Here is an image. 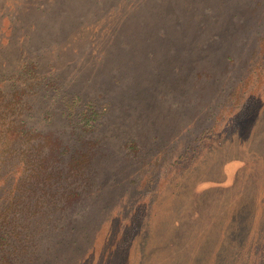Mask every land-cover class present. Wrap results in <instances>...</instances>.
Listing matches in <instances>:
<instances>
[{
	"label": "rangeland",
	"instance_id": "obj_1",
	"mask_svg": "<svg viewBox=\"0 0 264 264\" xmlns=\"http://www.w3.org/2000/svg\"><path fill=\"white\" fill-rule=\"evenodd\" d=\"M0 186V264H264V0H0Z\"/></svg>",
	"mask_w": 264,
	"mask_h": 264
},
{
	"label": "trees",
	"instance_id": "obj_2",
	"mask_svg": "<svg viewBox=\"0 0 264 264\" xmlns=\"http://www.w3.org/2000/svg\"><path fill=\"white\" fill-rule=\"evenodd\" d=\"M37 65V64H36ZM27 74L25 75V78L28 80V79H31V77L34 79V77L36 78V82H34V80H32V81H30L29 83H27L26 84V87L28 86V85H32V84H35L36 85V87H38L39 85H41V84H44V80H46V79H44L43 77H39V76H34V72H35V69L33 68V67H29V69H27ZM33 74V75H32ZM32 75V76H31ZM34 76V77H33ZM24 78V79H25ZM53 79H55V78H53ZM54 82H55V80H53ZM54 82H52L51 83V86H53V83ZM46 83V82H45ZM50 84V83H49ZM38 85V86H37ZM35 91H37V90H35ZM26 92V88L24 87V88H22L21 90H19V91H14V92H11V94L9 95V99H8V104H12L13 106L12 107H20L21 106V104H20V101L22 102V100H23V95H24V93ZM34 92V91H33ZM38 94H40V97L41 98H47L48 96H49V93H47L46 91H42V92H38ZM72 104H74V105H76V107H80L81 106V108H80V111H79V114H81L82 115V120H84V123L87 125V124H89V125H92V123H93V120H94V117H93V114H95V111L92 109V105H90V103H88V104H86V102L85 103H83V101H82V98L78 95H74V96H72V97H70V102L68 103V105H72ZM86 104V105H85ZM28 114H30V113H28ZM71 114V113H70ZM80 115V116H81ZM28 123V121H27V118L26 117H23V118H21L20 119V121H19V124H21V128H19V126H14V127H11L10 128V130H11V133H10V135H31L32 134V130L34 131V129L31 127V125H28L27 124ZM59 152H61V151H59ZM8 154V156L9 155H11L10 153H7ZM24 156H27L26 157V159H22L23 161H27L28 160V155L27 154H25ZM49 157L50 156H46V160H45V158L43 157L42 158V160H40L39 159V161L37 162V164L39 165V168L41 169V171H42V174L40 175V177H38L39 176V172H37V173H35L34 175H33V178H35L36 179V181H37V179L39 178L40 180H42V176H43V167H44V164H45V166L47 167V165L48 164H50V162H51V160L49 159ZM54 159V158H53ZM19 160H21L20 158H19ZM30 174V173H29ZM38 177V178H37ZM38 179V180H39ZM29 180H31L32 181V175H31V177L29 178ZM30 182V181H29ZM1 187V186H0ZM27 190H31V188L29 187Z\"/></svg>",
	"mask_w": 264,
	"mask_h": 264
}]
</instances>
